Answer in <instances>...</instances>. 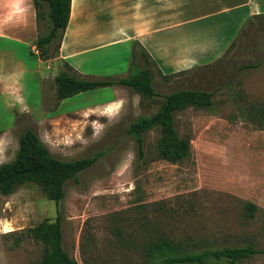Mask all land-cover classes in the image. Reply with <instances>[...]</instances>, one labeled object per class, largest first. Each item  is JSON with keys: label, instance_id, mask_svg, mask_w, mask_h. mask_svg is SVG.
Returning <instances> with one entry per match:
<instances>
[{"label": "rangeland", "instance_id": "1", "mask_svg": "<svg viewBox=\"0 0 264 264\" xmlns=\"http://www.w3.org/2000/svg\"><path fill=\"white\" fill-rule=\"evenodd\" d=\"M8 1L0 0V12ZM79 1L83 6L84 0ZM98 1L87 0L97 11L109 9L113 0H103L102 5ZM245 1L220 0L217 7L184 8L179 17L155 23L156 27L171 25L155 34L169 42L170 57L180 44L184 55L190 53L183 40L193 34L198 38L195 43L204 47L200 55L205 57L196 54L197 60H212L235 43L220 56L231 57V64L208 72L188 73L212 65L219 57L186 71L169 73L165 67V74L153 60L152 80L158 95L149 100L118 84L111 85L114 93L106 86L59 100L54 77L68 71L66 65L53 57L48 63L41 61L32 39L19 42L0 37V164L14 158L19 135L26 129L58 159L95 158L66 182L65 196L58 203L48 200L33 183L0 194V264L38 262L44 246L26 229L57 216L63 249L77 264L157 263L160 257L148 260L142 246L160 235L196 252L252 245L257 253L236 264H264V115L257 112L264 106V0H248L247 5L209 18L176 23ZM251 10L257 13L248 17ZM91 14L101 26L114 24L105 15ZM35 20L34 25L27 18L26 23L1 27V31L25 39L32 33L45 34L46 18H39L38 27ZM128 30L125 33L131 34ZM123 35L110 32L78 42L79 50H88L80 53L78 67L69 74L80 78L78 73L101 77L136 73L132 53L138 42L124 40ZM58 44L54 39L48 45L50 53H58ZM245 63L249 66H241ZM179 88L213 92L211 108L188 107L175 113L178 132L190 139L189 155L180 163L158 158L160 132L152 129L144 133L140 156L127 128L139 117L156 112L162 94ZM112 97L113 102H104ZM246 201L258 206L252 218L244 215Z\"/></svg>", "mask_w": 264, "mask_h": 264}, {"label": "trees", "instance_id": "2", "mask_svg": "<svg viewBox=\"0 0 264 264\" xmlns=\"http://www.w3.org/2000/svg\"><path fill=\"white\" fill-rule=\"evenodd\" d=\"M33 6L36 23L41 16L46 18L47 32L38 34L34 45L40 50V58L47 60L57 56L56 52L55 54L50 53L47 47L54 39H58L57 49L59 50L69 21L71 0H34ZM234 43L235 41L227 47L224 54L229 53ZM132 55L134 58L132 64L137 66L138 70L120 79L77 78L69 74L68 71L73 68L66 65L68 71L63 70L54 77L56 97L62 100L79 92L118 84L131 88L143 100L153 99L158 95L152 80L151 62L153 60L138 43L134 46ZM231 62V57H219L212 65L209 64L204 68L197 67L188 73L196 70L208 72L217 66L227 67ZM241 66L248 67L249 65L245 63ZM212 96L211 91L189 88H179L162 94L161 105L156 112L139 117L127 128V134L135 138L140 156L143 154L144 133L158 129L160 134L156 141V156L173 163L182 162L189 155L190 139L181 136L178 132L175 113L188 107L211 108L213 106ZM257 112L264 115V106L257 108ZM19 136L18 149L14 158L0 164V194L2 195L11 194L17 188L33 183L39 186L48 200L58 203L65 196L66 182L69 179H75L80 172L95 161L94 157L75 160L58 159L30 129H26ZM257 207L254 202H244V215L252 218ZM26 233L44 246L42 258L34 264H77L75 259L63 249L59 216L54 221L48 218L43 219L37 225L27 228ZM144 242L142 250L145 258L155 260L160 257V261L153 264H212L219 261L236 264L257 253V249L252 245L206 247L201 251H190L183 244L180 245L173 238L165 235L150 238Z\"/></svg>", "mask_w": 264, "mask_h": 264}, {"label": "crops", "instance_id": "3", "mask_svg": "<svg viewBox=\"0 0 264 264\" xmlns=\"http://www.w3.org/2000/svg\"><path fill=\"white\" fill-rule=\"evenodd\" d=\"M81 2H78V0H71L69 21L63 33L57 56L53 57V59L61 62L63 65L72 66L73 70H76L75 67H78L77 64L79 63H77L76 60L80 53L84 54V52L88 50H79L77 48L78 42H84L87 39L104 37L110 32L123 33L124 35L121 37L124 40H137L141 48H143L150 55L152 60L156 61L163 74H165V67L168 68L167 71H169V73H174L180 70L186 71L196 65L199 66L208 64L210 61L217 59L225 52V50H223L220 53L218 52L214 54L212 56V60H197L195 58L196 54H198L201 58L205 57L204 55H200L204 53V47H201L200 44L195 43L198 38H194L197 36V34H193V38H187L183 40L190 45L187 47L191 52H188L186 55H184L185 53L182 49V44H180L179 49H177L176 52L177 54H175L173 57H170L171 55H168L169 51L166 49L169 42H166L164 39L161 41V37L159 35H155L161 32L164 28L168 29V27L171 26L168 24L156 27L155 23L168 21L170 17H179V14H183L185 12L184 8L202 7L204 4H206L205 6L208 7H217L220 0H113L109 9H100L99 11L92 10L91 5L89 2H87V0H84L83 6H81ZM98 2L100 5L104 3L103 0H99ZM247 4H249L248 0L235 6L224 5L219 12H208L188 20L180 19L176 21V23H185L192 19L209 18L216 13H223L228 11V9H232L233 7ZM2 9L4 11L3 13L0 12V37H13L19 42L30 41L31 39L35 41L37 34L36 36H33L32 33L28 39H25L19 35H5L1 31V27L4 28L13 25L17 26L19 24H23L24 22L26 23L27 18H29L30 22H32V18L35 20V10H33L34 6L32 0H9ZM91 12L99 16L105 15L106 19H109L107 21L113 20L114 24L109 26H101L102 24L100 21L93 19ZM256 13V11L251 10L249 11L248 17H251ZM33 23L34 22H32V25H34ZM35 26L38 27L36 20ZM127 29H129L128 31L131 34L125 33V30ZM164 35L167 37L166 34ZM157 39L159 41H157ZM183 48H185L184 45ZM156 59L160 60V62H158ZM40 60L48 63V60ZM82 63H84V59H82ZM77 75H79L80 78L89 79H101L106 77V75H104L105 77H101L92 76L91 74L87 75L84 73H78ZM118 75L119 74H114L106 78L125 77ZM112 87L113 86H111V88ZM114 92L115 91L113 89V93ZM113 99L114 98L112 97V100H106L104 102L111 103L113 102Z\"/></svg>", "mask_w": 264, "mask_h": 264}, {"label": "built area", "instance_id": "4", "mask_svg": "<svg viewBox=\"0 0 264 264\" xmlns=\"http://www.w3.org/2000/svg\"><path fill=\"white\" fill-rule=\"evenodd\" d=\"M33 50H34V52H37L35 48Z\"/></svg>", "mask_w": 264, "mask_h": 264}, {"label": "bare ground", "instance_id": "5", "mask_svg": "<svg viewBox=\"0 0 264 264\" xmlns=\"http://www.w3.org/2000/svg\"><path fill=\"white\" fill-rule=\"evenodd\" d=\"M71 17V16H70ZM66 44V43H65ZM117 108V107H116ZM119 109V108H118ZM110 111V110H109Z\"/></svg>", "mask_w": 264, "mask_h": 264}]
</instances>
